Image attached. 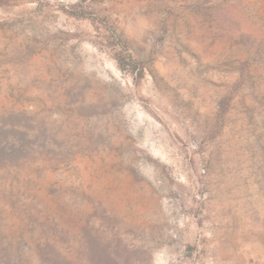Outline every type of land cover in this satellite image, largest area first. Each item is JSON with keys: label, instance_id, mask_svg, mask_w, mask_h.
Returning a JSON list of instances; mask_svg holds the SVG:
<instances>
[{"label": "rangeland", "instance_id": "374dc122", "mask_svg": "<svg viewBox=\"0 0 264 264\" xmlns=\"http://www.w3.org/2000/svg\"><path fill=\"white\" fill-rule=\"evenodd\" d=\"M0 264H264V0H0Z\"/></svg>", "mask_w": 264, "mask_h": 264}, {"label": "trees", "instance_id": "16d2710c", "mask_svg": "<svg viewBox=\"0 0 264 264\" xmlns=\"http://www.w3.org/2000/svg\"><path fill=\"white\" fill-rule=\"evenodd\" d=\"M71 13L72 15L74 16H77V17H84V16H88V14H77L76 12H69ZM115 59H116V62L118 64V66L121 68V69H130L132 71H134L136 73L137 76H140L142 75L143 73V68L141 66V62L134 59L130 54L128 53H124L123 50H121L120 52H118L116 55H115Z\"/></svg>", "mask_w": 264, "mask_h": 264}]
</instances>
